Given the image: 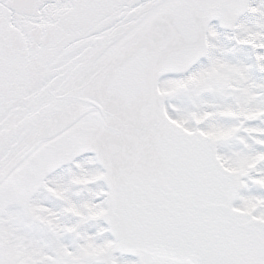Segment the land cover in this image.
I'll list each match as a JSON object with an SVG mask.
<instances>
[{
  "label": "snow or ice",
  "instance_id": "snow-or-ice-1",
  "mask_svg": "<svg viewBox=\"0 0 264 264\" xmlns=\"http://www.w3.org/2000/svg\"><path fill=\"white\" fill-rule=\"evenodd\" d=\"M0 264H264V0H0Z\"/></svg>",
  "mask_w": 264,
  "mask_h": 264
}]
</instances>
